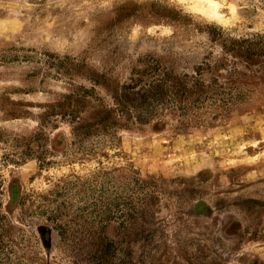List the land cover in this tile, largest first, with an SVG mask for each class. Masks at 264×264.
Instances as JSON below:
<instances>
[{"label": "rangeland", "instance_id": "374dc122", "mask_svg": "<svg viewBox=\"0 0 264 264\" xmlns=\"http://www.w3.org/2000/svg\"><path fill=\"white\" fill-rule=\"evenodd\" d=\"M214 1L0 0V264L264 262V0Z\"/></svg>", "mask_w": 264, "mask_h": 264}, {"label": "flooded vegetation", "instance_id": "af4514ba", "mask_svg": "<svg viewBox=\"0 0 264 264\" xmlns=\"http://www.w3.org/2000/svg\"><path fill=\"white\" fill-rule=\"evenodd\" d=\"M201 181L206 182V178ZM11 188V197L9 201V212L11 213L13 209L17 208L20 203V194H19V185L16 180H12L10 182ZM232 208L222 207L220 203L217 204H209L204 198L197 200L194 202L192 208L184 209L180 212L184 213V215H198L205 223H211L212 230L208 232L209 237L206 238L204 244H208L210 246H235L238 245L242 239L239 237V233L241 230L240 220L233 217V215L238 216L241 212L239 204L233 203ZM231 214V215H230ZM225 218L224 223L221 225L217 224L222 217ZM232 216V217H231ZM220 223V222H219ZM38 231L41 233V243L45 249L49 248L50 240L48 238L47 232L49 231L48 227L39 226ZM207 233V231H206ZM249 261H243L242 259H238V263L244 264H264L263 261L258 259H248Z\"/></svg>", "mask_w": 264, "mask_h": 264}, {"label": "bare ground", "instance_id": "6f19581e", "mask_svg": "<svg viewBox=\"0 0 264 264\" xmlns=\"http://www.w3.org/2000/svg\"><path fill=\"white\" fill-rule=\"evenodd\" d=\"M193 3V2H192ZM195 6L193 10L204 18L221 21L222 15L218 11L219 4L214 0H195ZM188 6V5H187ZM191 10V9H190ZM231 13H234V9L230 8Z\"/></svg>", "mask_w": 264, "mask_h": 264}, {"label": "trees", "instance_id": "16d2710c", "mask_svg": "<svg viewBox=\"0 0 264 264\" xmlns=\"http://www.w3.org/2000/svg\"><path fill=\"white\" fill-rule=\"evenodd\" d=\"M192 81H195V80H192ZM183 95L185 94V92H181ZM110 247V246H109ZM109 247H107V249L103 250V252H101L100 254L101 255H105L107 258H109V253L112 251V250H109ZM148 253V252H147ZM142 264H144V261H141ZM98 264H108V261H101L99 262ZM112 264V263H111Z\"/></svg>", "mask_w": 264, "mask_h": 264}]
</instances>
